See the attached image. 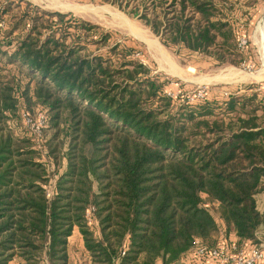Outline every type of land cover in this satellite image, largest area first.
<instances>
[{
	"label": "trees",
	"instance_id": "trees-1",
	"mask_svg": "<svg viewBox=\"0 0 264 264\" xmlns=\"http://www.w3.org/2000/svg\"><path fill=\"white\" fill-rule=\"evenodd\" d=\"M101 1L142 9L168 48L246 59L243 0ZM138 52L72 11L0 0V62L29 78L0 74V264H70L75 228L90 264H177L221 231L242 249L260 244L264 99L174 100ZM31 106L45 115L40 142L19 124ZM44 156L66 160L52 194Z\"/></svg>",
	"mask_w": 264,
	"mask_h": 264
},
{
	"label": "rangeland",
	"instance_id": "rangeland-1",
	"mask_svg": "<svg viewBox=\"0 0 264 264\" xmlns=\"http://www.w3.org/2000/svg\"><path fill=\"white\" fill-rule=\"evenodd\" d=\"M33 4L48 10L72 11L75 15L97 23L114 32L115 36L121 40H125L127 45L136 47L138 57L148 64L154 73L162 74L163 78L169 81L166 86V92L174 100H186L194 103L199 99L207 96L209 98H227L229 93L241 95L244 93L256 92L258 97L264 99V77L255 79L250 76L246 80L232 81V80H208V77H214L219 73L228 72L230 69H237L246 74H256L263 69V52L260 48V43L254 39L255 29L258 21L264 15V0H243V14L241 21L246 20L247 14L251 15L249 30L240 36V46L246 57L240 65L234 64H218L216 61L209 57H205L199 53H191L186 50L171 49L166 47L160 40V37L155 34L145 22L139 18L142 9L138 15L133 13L128 6L124 8L119 7L117 4L110 2H103L101 0H28ZM127 18L142 33L148 38L156 39L169 54L173 61V66L164 60L159 52L151 45H149L143 38L132 33L125 25L124 20L119 15ZM249 40V41H248ZM260 48V49H259ZM0 74L3 75L4 80L11 81L16 85L17 81L23 87L29 78L16 64H4L0 62ZM34 83H31L33 86ZM249 86H252L249 88ZM20 101L23 102L22 99ZM21 112H28L34 119L41 110L37 106L26 107ZM16 122V121H15ZM14 120H9L8 124L13 127L16 123ZM20 127L26 128L23 117L20 119ZM39 150L43 156L46 153L43 145L39 146ZM45 157V156H44ZM49 176H53L49 184L46 186L48 194L54 191L55 178L57 176L56 170H63L66 160L63 158L62 162L55 166V164L47 157L44 158ZM264 182V179H263ZM258 204L260 210L264 213V191L258 197ZM217 217V216H216ZM92 228L96 227L93 218L89 221ZM223 227H221L222 229ZM232 233V231H230ZM229 233V234H230ZM76 236H70V243L68 244V254L70 264H75L80 261L86 264L85 255L81 246L79 233ZM233 234V233H232ZM257 240L263 244L264 249V228L257 234ZM17 260V259H16ZM10 264H16V261ZM26 264V263H22ZM39 264H47L42 261Z\"/></svg>",
	"mask_w": 264,
	"mask_h": 264
},
{
	"label": "built area",
	"instance_id": "built-area-1",
	"mask_svg": "<svg viewBox=\"0 0 264 264\" xmlns=\"http://www.w3.org/2000/svg\"><path fill=\"white\" fill-rule=\"evenodd\" d=\"M26 127L31 131L35 139L40 142L43 135L42 127L45 122V115L42 112L34 119L28 112L22 113ZM88 220H91V210L87 213ZM193 255L208 258L217 264H263L264 249L263 244L250 247L248 250L239 248L236 244L219 242L215 245H205L197 242L193 249ZM124 254V252H122Z\"/></svg>",
	"mask_w": 264,
	"mask_h": 264
},
{
	"label": "bare ground",
	"instance_id": "bare-ground-1",
	"mask_svg": "<svg viewBox=\"0 0 264 264\" xmlns=\"http://www.w3.org/2000/svg\"><path fill=\"white\" fill-rule=\"evenodd\" d=\"M119 16L124 20L125 25L129 28V30L132 33L139 36L140 38H143L149 45H151L153 48L157 50V52L160 53V55L162 56L164 60H166L167 62L170 63L171 66H173V61L171 60L169 54L166 52L163 46L156 39L154 38L152 39L151 37L150 38L146 37L142 33V31L139 28H137L133 23H131L127 18H125L122 15H119ZM254 37H255L254 39L259 41L260 48L263 52V55H261L263 56V69H261L256 74H246L237 69H230L228 72H225V73L221 72L215 75L213 78L208 77L207 79L208 80L223 79V80L241 81V80H246L250 76L255 77V79L263 78L264 77V15L257 23Z\"/></svg>",
	"mask_w": 264,
	"mask_h": 264
},
{
	"label": "crops",
	"instance_id": "crops-1",
	"mask_svg": "<svg viewBox=\"0 0 264 264\" xmlns=\"http://www.w3.org/2000/svg\"><path fill=\"white\" fill-rule=\"evenodd\" d=\"M262 193H263V192H261V193H259V194L256 195L257 206H258V209H259V210H260V208H259V204H258V197H259ZM260 212L263 213L262 210H260ZM76 232L79 233V235H80L81 246H82V248H83V253H84V255H85V262H87L86 264H90V258H89V255H88V253H87L85 247H84V244H83V238H82V235L80 234L78 228H75V229H74L73 234H72L71 236H76V235H77ZM70 239H71V238H69V243H70ZM223 241H224V242H227V243H229V244H236L237 236H236L234 233H233V234L230 233L228 237H225V236L222 234V231H221V233H219L218 236H217V242L219 243V242H223ZM239 248H241V247H239ZM68 253H69V252H68ZM15 261H16V264H22V263H23L22 260L20 261V260H18V259H17V260L15 259ZM74 263H75V264H82V263H80V261H79L78 263L75 261ZM177 264H217V263H216L215 261L211 260V259L208 260V258L199 257V256H194V255H193V252L191 251V252H188V254L185 255V256L183 257V259L180 260ZM263 264H264V263H263Z\"/></svg>",
	"mask_w": 264,
	"mask_h": 264
}]
</instances>
